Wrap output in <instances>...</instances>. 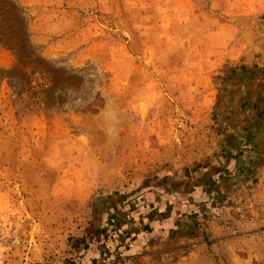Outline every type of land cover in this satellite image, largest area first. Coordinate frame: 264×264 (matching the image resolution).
I'll list each match as a JSON object with an SVG mask.
<instances>
[{
	"label": "rangeland",
	"instance_id": "374dc122",
	"mask_svg": "<svg viewBox=\"0 0 264 264\" xmlns=\"http://www.w3.org/2000/svg\"><path fill=\"white\" fill-rule=\"evenodd\" d=\"M261 128L264 0H0V264H264Z\"/></svg>",
	"mask_w": 264,
	"mask_h": 264
},
{
	"label": "crops",
	"instance_id": "0c3cea01",
	"mask_svg": "<svg viewBox=\"0 0 264 264\" xmlns=\"http://www.w3.org/2000/svg\"><path fill=\"white\" fill-rule=\"evenodd\" d=\"M262 129H263V128L260 129V131H259L258 134L261 135V136H264V133L262 132V131H264V130H262Z\"/></svg>",
	"mask_w": 264,
	"mask_h": 264
}]
</instances>
